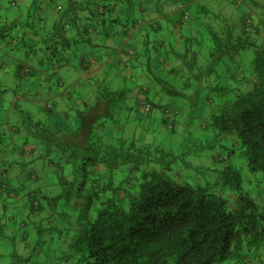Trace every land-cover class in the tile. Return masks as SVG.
Returning <instances> with one entry per match:
<instances>
[{"label": "clouds", "instance_id": "obj_1", "mask_svg": "<svg viewBox=\"0 0 264 264\" xmlns=\"http://www.w3.org/2000/svg\"><path fill=\"white\" fill-rule=\"evenodd\" d=\"M101 4L113 11L89 17ZM173 4L180 11L190 5L208 10L202 19L208 40L215 38L212 47L201 53L188 33L176 29L174 47L165 44L160 53L153 52L159 38L156 25L172 29ZM158 5L163 7L157 10ZM19 8L0 0V12L8 16L0 22V61L5 63L0 70V173L7 169L0 174V264H108L112 257L101 260L92 250L105 239L119 257L117 264H162L157 257L173 253V264L176 256L180 264H190L193 251L200 254L197 264H214L215 257H204L201 244L180 254V245L187 246L183 237L189 217L180 220L160 210L161 202L153 204L157 189L172 196L169 203L207 193L225 196L221 219L226 213L239 225L246 216L248 230L221 232L223 248L216 251L228 252V264H264V172L248 173L239 151L235 157L228 155V149H240L241 120L252 129L264 118L247 110L254 91L264 95V0H24L25 11ZM220 9L225 11L217 18ZM161 13L169 18L160 19ZM141 16L150 23L155 18L153 28L135 34L129 43L123 33L131 32V21L138 24ZM114 17L119 24H100ZM146 39L148 53L136 57L138 66L129 74L128 61L143 52ZM45 43L49 51H38ZM238 48L248 54L243 62ZM146 61L151 71L145 70ZM218 61L229 70L209 74ZM17 64L24 67L13 77ZM192 77L208 97L195 119L200 89L183 86ZM166 79L168 85L163 84ZM171 81L182 85L183 99L165 96ZM221 83V90L214 91ZM148 88L154 93V108L145 106ZM218 95L220 100L215 99ZM173 105L182 106L183 113H173ZM49 110L57 118L55 127L44 124ZM153 119L166 121L158 126L163 135L175 129V147L155 139ZM221 126L230 134L221 132ZM204 129L211 137L206 143L190 139L192 132ZM181 138L189 139L183 152ZM244 139L251 137L245 134ZM237 162L245 165V183L251 182L247 191L235 187L232 165ZM9 217L24 224L6 227ZM196 219L204 225L201 217ZM211 223L213 232H220L221 222ZM211 235L204 241L215 248ZM118 241L128 243L117 247Z\"/></svg>", "mask_w": 264, "mask_h": 264}, {"label": "trees", "instance_id": "obj_2", "mask_svg": "<svg viewBox=\"0 0 264 264\" xmlns=\"http://www.w3.org/2000/svg\"><path fill=\"white\" fill-rule=\"evenodd\" d=\"M10 4L14 2L13 0H9ZM16 3V2H14ZM13 4V3H12ZM142 13L146 11V9L143 8V5L140 6ZM160 7H163V5H158L157 10H159ZM171 9L176 10V7L173 5H169ZM7 11V10H5ZM113 9L109 8L107 4H101L98 8H93L89 12V17H91L93 14L104 17L107 14L111 13ZM208 10L204 8L203 5L199 6V11H197V8L195 5H190L189 8L185 11H180V14L176 17V19L172 20V29L166 30L163 25L157 24L156 27L154 28V31L158 34V39L156 40L154 47H153V52L154 53H160L163 50V47L165 44L171 45L174 47L176 43V36L174 34L173 30L179 29L180 34L183 35L184 33H188V40L193 41L194 47H197L201 53L206 51L208 48L212 47L215 44V38L211 41L208 40L207 34H206V28L207 25H205L204 20L202 17L205 15V13ZM125 10H121V16L124 15ZM222 11H217L216 12V17L219 18L221 15ZM186 16V17H185ZM89 17H85V19H89ZM8 16H5L4 13H0V22L7 20ZM18 19L24 23H27V19L23 16H19ZM155 20L153 21V23ZM107 23H111L112 25H116L120 23V20L117 18H113L111 21H106V20H101L100 24L104 25ZM153 23L143 21V17L141 16V22L137 24L136 21H131V27L132 31H125L123 34L127 37H129V43H132V37L135 34L140 33L142 30L145 28H153ZM38 24V18H36V23H34L32 26L36 27ZM14 26V22L9 24V27ZM130 25L126 24L124 25V28L127 29L129 28ZM193 30L195 31V37L193 38L192 32ZM82 31H87V29H82ZM210 31V29H209ZM108 33H105V36L107 37ZM113 35H117L113 33ZM147 35V34H145ZM149 40H145V48L143 52H136L135 56H133L131 59H129L128 63H130V69L131 73L133 69H135L138 65L136 64V57L140 55H147L148 49L146 45L149 43ZM94 47V46H93ZM40 51H49V45L47 43L44 44L43 49H38ZM133 51H135L133 49ZM244 51L243 49L238 48L237 52L238 54L240 52ZM51 54V53H50ZM85 56L87 53L84 54ZM257 56H260L261 53L259 50L256 52ZM229 60H231V57H228ZM41 63H43L41 61ZM117 63V61H116ZM157 65L159 64V60L156 61ZM255 63V61H254ZM5 63L4 61H0V68H4ZM23 65H16V71L14 72L15 77L19 76L21 69L23 68ZM145 70L146 71H151V69L148 67L147 61L144 64ZM221 70L227 72L229 69L228 67L223 64L221 61L217 62V67L213 68L210 70V73H219ZM171 71V70H169ZM260 71H264V68H261ZM54 75V73H53ZM31 76L35 79L37 78V73L32 72ZM131 77V75H129ZM160 78L158 77V80ZM26 85L30 83L29 81L24 82ZM170 83V80H163L164 85H168ZM183 86H186L188 88H192L193 86L197 87L200 89L199 91V97L196 103V107L200 106L197 104H203V102H200L201 97H204L206 100L208 97L205 95V89L200 87V82L196 79V77H192L191 80H188L185 82ZM182 87V85L178 82L171 81V87L165 89V96H171L173 98L177 99H183L185 96L184 92L179 91V89ZM222 88V83L216 85L214 91L219 92ZM146 93L148 92V95L145 97L146 98V105L145 106H150L152 108L156 107V104L152 100V96L154 95L153 91L151 88H148ZM229 94L227 93V90L224 91V99H227V96ZM222 97L221 96H216V100H220ZM205 101V100H204ZM250 104L248 106V112L254 113L258 115L259 117H264V95H260L258 90L254 91L251 94L250 97ZM3 103L0 102V109L3 108ZM9 108L12 107L11 103H8L7 105ZM171 110L173 113L176 114H182L183 113V108L182 106H170ZM202 108V106H200ZM257 109H260L261 111L257 113ZM199 111L201 109H198ZM51 111V110H50ZM197 116V110H193L192 112V117L195 119ZM251 119V117H250ZM55 123H48L44 122L45 126L52 125L55 127L58 123L57 120H54ZM162 123H166V121L162 120ZM25 123H30V120L26 119L24 121ZM241 126L244 128V131L241 133V138H240V149H237L236 147H232L228 149V155L231 157H235L237 155V152H240V156L244 159L247 160V170L250 173H256L257 171L264 172V118H259L256 120V122L253 125L252 129H248L244 123L243 120H241ZM221 132H226L229 133V129L225 126H221L219 129ZM167 134L170 136L175 134L176 131L175 129H168ZM197 134L196 132H192L190 135V139L197 140L200 143H206L211 137L210 133L208 132L207 129H204L201 132V135L194 136ZM248 134L250 135L251 139L246 140L244 139V135ZM201 136H203L201 138ZM182 142L184 143V146L182 148H179L181 152H183V149L187 147V144L189 143V139H184L182 138ZM26 143V142H25ZM175 147V146H173ZM242 150V151H241ZM92 158L89 157V160ZM242 167H245V165H241ZM232 170H233V176L235 177L236 184L235 187L237 190L242 188L243 185V176H242V168L236 166L235 164L232 165ZM53 181L57 180V177L52 176L50 177ZM4 186V185H0ZM195 191V190H194ZM13 193L11 189H9L8 195ZM230 195V194H229ZM172 199V196L169 195L168 193H162L160 189L156 190V195L153 199V204L159 203V208L160 210L164 211L166 214H170L180 220L184 219L185 214L188 215L189 219L186 222L185 226V234L183 239L187 241V246L181 244L180 245V254L181 255H187V249L194 248L195 244H201V247L205 249L204 251V257L208 256L209 253H211L215 257L214 264L218 261L219 264H228V252L224 251L223 255L219 251H216V249H222L223 248V239L220 238V233H228V232H235L239 231V233L244 234L248 230V220L246 216H241L240 218V224L235 225L232 223L234 220V217L227 215L226 213H223V215L226 217L225 219H221V214L223 212V208L227 204L226 197L217 194L215 198H213L212 193H207V194H202L200 198H197L195 196H190L187 198V200L184 197H177L175 202L169 203V201ZM247 199V198H244ZM190 201V202H189ZM201 201H204V204L202 206ZM58 202V201H57ZM251 203V201H248ZM26 203H28L29 208L32 207V203L30 200H26ZM187 204V206H185ZM87 207V205H85ZM259 215V214H258ZM201 217L204 221V225H206V229L204 225H201L199 221H197L196 217ZM220 221V232H213V228L215 227L214 224L211 223V221ZM22 222V221H21ZM24 224V222H22ZM21 224V225H22ZM196 224L197 227H189V225ZM89 234L91 233V228L89 227L87 229ZM193 232L197 233V235L193 236ZM208 233H212V235L209 237V240H216L217 244L215 248H213L212 244L204 241V237L208 235ZM84 245L87 246V241L85 240ZM128 241H118L117 242V247H123L125 244H127ZM101 249H106V251H101ZM94 252L99 253V257L101 260H103L104 256H109L112 257L110 261H108V264H117V261L119 260V257L114 253L111 241L109 240H104L100 245L94 247L92 249ZM173 256H175V253L172 255H162L160 257H157L159 261L162 262V264H173ZM200 254L197 253L196 251L192 252V260L190 261V264H197V257H199ZM139 264V262H137ZM175 264H180L179 256L175 257ZM204 264H207V260H204Z\"/></svg>", "mask_w": 264, "mask_h": 264}, {"label": "rangeland", "instance_id": "obj_3", "mask_svg": "<svg viewBox=\"0 0 264 264\" xmlns=\"http://www.w3.org/2000/svg\"><path fill=\"white\" fill-rule=\"evenodd\" d=\"M221 2H223V0H221ZM19 11H21V12H23V11H25V9L23 8V4H21L20 5V8H19ZM219 11H225V9H220ZM240 11L241 12H243L244 11V9L241 7L240 8ZM180 14V10H173V9H171V16H175V17H177L178 15ZM38 51H40V50H38ZM119 54V53H118ZM239 55H240V57H241V60H242V62L243 61H245L246 60V58H247V56H248V54L245 52V51H242V52H240L239 53ZM93 59H95V57H93ZM0 70H2V68H0ZM13 75V77H15V74L13 73L12 74ZM128 79L129 80H131V77H128ZM142 89H143V86H142ZM144 95H145V97L148 95V92L146 93V92H144ZM204 100H206L204 97H201V99H200V102H203ZM137 103H139V101H137ZM197 105H200V106H202V104H197ZM200 106H198V107H196V110H197V115H198V113H199V110L198 109H201V107ZM54 120H57V118L52 114V112L49 110V112H48V114H47V116H46V118H45V120H44V122H48V123H55V121ZM162 123V121H161V119H153L152 121H151V124H152V130L153 131H155L156 132V136H155V139L157 140V141H159V142H161V143H164V144H169V143H172V146H176V144H175V137H176V133L175 134H173V135H169V134H167L166 133V135H163V134H161L160 133V131H159V125ZM147 130V129H146ZM198 135H201V133L200 134H198ZM194 136H197V134H195ZM203 136H201V138H202ZM182 146H184V143L182 142V138L179 140V148H182ZM223 147V146H222ZM232 157V156H231ZM236 166H238V167H240V168H244V167H242L241 165L242 164H240L239 162H237L236 164H235ZM241 172H242V176H243V185H242V187L245 189V191H247V190H249V187H250V184H251V182L249 181L247 184L245 183V174H244V171L243 170H241ZM247 172H248V170H247ZM261 172V171H260ZM248 173H250V172H248ZM250 174H254V173H250ZM230 194V193H229ZM223 196V195H222ZM225 197V196H224ZM13 197H10L9 196V199H12ZM58 203H59V201H58ZM65 215L67 214V211L64 213ZM11 218L12 217H9L8 218V222H7V224L5 225L6 227H9V228H18L21 224H22V222H24V221H19V222H17V221H15L14 219H13V221H11ZM23 225V224H22ZM226 264V263H225Z\"/></svg>", "mask_w": 264, "mask_h": 264}, {"label": "crops", "instance_id": "obj_4", "mask_svg": "<svg viewBox=\"0 0 264 264\" xmlns=\"http://www.w3.org/2000/svg\"><path fill=\"white\" fill-rule=\"evenodd\" d=\"M13 1L16 2V3L12 2L13 4H18V5H21L24 3V0H13ZM0 13H2V12H0ZM170 14H169V17L171 16ZM169 17H166L163 13L160 14V19H167ZM154 20H155V18H154ZM171 23H172V21H171ZM117 55H119V54L117 53ZM119 63H120V61H117V64H119ZM128 70H129V74H131L130 63H128ZM6 172H7V169L3 170V173H0V174H4ZM9 196L13 197V193L9 194ZM11 221H13V218H11Z\"/></svg>", "mask_w": 264, "mask_h": 264}, {"label": "built area", "instance_id": "obj_5", "mask_svg": "<svg viewBox=\"0 0 264 264\" xmlns=\"http://www.w3.org/2000/svg\"><path fill=\"white\" fill-rule=\"evenodd\" d=\"M186 17V16H185Z\"/></svg>", "mask_w": 264, "mask_h": 264}]
</instances>
